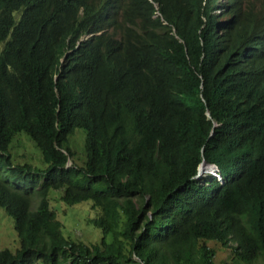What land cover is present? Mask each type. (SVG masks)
I'll return each mask as SVG.
<instances>
[{"label": "trees", "instance_id": "trees-1", "mask_svg": "<svg viewBox=\"0 0 264 264\" xmlns=\"http://www.w3.org/2000/svg\"><path fill=\"white\" fill-rule=\"evenodd\" d=\"M0 206V264H264V0H0Z\"/></svg>", "mask_w": 264, "mask_h": 264}, {"label": "rangeland", "instance_id": "rangeland-1", "mask_svg": "<svg viewBox=\"0 0 264 264\" xmlns=\"http://www.w3.org/2000/svg\"><path fill=\"white\" fill-rule=\"evenodd\" d=\"M71 141L76 152L77 162L81 163L84 158V151H82L84 149V132L78 130ZM11 154L17 163L30 162L42 167L40 152L24 133L16 137L11 148ZM206 175L210 174L200 171L199 177ZM52 193L54 194L51 195V207L57 214L59 221L64 225L65 235L74 240L80 239L88 245L98 243L102 238V231L88 223L95 214L90 206L91 202L67 206L60 200V192ZM210 246L218 251L216 258L218 262H224L229 258L230 251L222 249L219 244L212 243ZM18 247L19 239L14 229V221L0 206V249L8 248L16 251Z\"/></svg>", "mask_w": 264, "mask_h": 264}, {"label": "clouds", "instance_id": "clouds-1", "mask_svg": "<svg viewBox=\"0 0 264 264\" xmlns=\"http://www.w3.org/2000/svg\"><path fill=\"white\" fill-rule=\"evenodd\" d=\"M204 164L205 163L200 165L197 177H199L200 171H202L205 174H210V175H213V176L217 177L218 179H220V175L218 174V168L216 166L207 165V164H205V166H202Z\"/></svg>", "mask_w": 264, "mask_h": 264}, {"label": "water", "instance_id": "water-1", "mask_svg": "<svg viewBox=\"0 0 264 264\" xmlns=\"http://www.w3.org/2000/svg\"><path fill=\"white\" fill-rule=\"evenodd\" d=\"M202 166H205V164H204V165H202Z\"/></svg>", "mask_w": 264, "mask_h": 264}, {"label": "bare ground", "instance_id": "bare-ground-1", "mask_svg": "<svg viewBox=\"0 0 264 264\" xmlns=\"http://www.w3.org/2000/svg\"><path fill=\"white\" fill-rule=\"evenodd\" d=\"M106 17V16H105Z\"/></svg>", "mask_w": 264, "mask_h": 264}]
</instances>
